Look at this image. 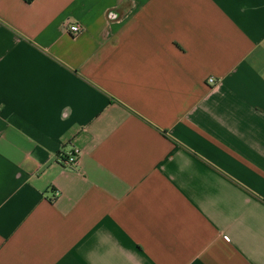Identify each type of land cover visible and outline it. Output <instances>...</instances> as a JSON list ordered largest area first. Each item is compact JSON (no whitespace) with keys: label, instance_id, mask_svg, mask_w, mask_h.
Segmentation results:
<instances>
[{"label":"crops","instance_id":"1","mask_svg":"<svg viewBox=\"0 0 264 264\" xmlns=\"http://www.w3.org/2000/svg\"><path fill=\"white\" fill-rule=\"evenodd\" d=\"M0 264H264V0H0Z\"/></svg>","mask_w":264,"mask_h":264},{"label":"built area","instance_id":"2","mask_svg":"<svg viewBox=\"0 0 264 264\" xmlns=\"http://www.w3.org/2000/svg\"><path fill=\"white\" fill-rule=\"evenodd\" d=\"M65 26L67 27V29L69 30L70 33H72L73 35H76L80 32V27L78 24H71L69 22H65ZM214 78L213 77H209L208 78V82L209 83H213L214 82ZM80 152L78 149L74 150L73 153H71L70 155H68L66 158H62L61 162L63 164L66 165H71V166H76L78 163V156H79Z\"/></svg>","mask_w":264,"mask_h":264}]
</instances>
